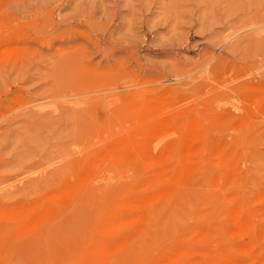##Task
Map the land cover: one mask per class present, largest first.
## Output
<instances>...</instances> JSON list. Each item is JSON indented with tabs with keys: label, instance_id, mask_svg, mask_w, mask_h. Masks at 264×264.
<instances>
[{
	"label": "rangeland",
	"instance_id": "obj_1",
	"mask_svg": "<svg viewBox=\"0 0 264 264\" xmlns=\"http://www.w3.org/2000/svg\"><path fill=\"white\" fill-rule=\"evenodd\" d=\"M162 263L264 264V0H0V264Z\"/></svg>",
	"mask_w": 264,
	"mask_h": 264
},
{
	"label": "bare ground",
	"instance_id": "obj_2",
	"mask_svg": "<svg viewBox=\"0 0 264 264\" xmlns=\"http://www.w3.org/2000/svg\"><path fill=\"white\" fill-rule=\"evenodd\" d=\"M161 124H162V123H161ZM163 127H164V126H163ZM191 135H192V134H191ZM148 136H149V135H148ZM150 136H151V135H150ZM204 146H205V145H204ZM140 148H141V147H140ZM200 149H201V148H199L198 151H199ZM135 150H137V149H135ZM194 150H195V149H194ZM111 151H112V150H111ZM187 151H188V150H187ZM189 153H191V152H189ZM192 153H193V152H192ZM167 154H168V153H167ZM183 154H184V153H183ZM187 154H188V153H187ZM170 156H171V155H170ZM185 160H186V159H185ZM85 173H86V172H85ZM147 176H148V175H147ZM177 177H178V176H177ZM138 181H139V180H138ZM91 192H92V191H91ZM135 195H136V194H135ZM152 199H153V198H152ZM142 208H143V207H142ZM142 208H141V209H142ZM109 210H110V209H109ZM24 211H25V210H24ZM24 211H23V212H24ZM38 211H39V210H38ZM43 214H44V213H43ZM131 217H132V216H131ZM135 217H138V215L135 216ZM133 218H134V217H133ZM129 219H130V218H129ZM142 222H144V221H142ZM31 223H32V222H31ZM141 228H142V227H141ZM141 230H142V229H141ZM245 230H246V228H245ZM139 232H140V231H139ZM247 232H248V231H247ZM118 233H119V232H118ZM137 233H138V232H137ZM138 236H139V235H138ZM113 239H114V237H113ZM98 240H99V239H98ZM105 240H107V239H105ZM107 241H109V240H107ZM103 242H104V240H103ZM103 242H102V243H103ZM98 244H99V243H98ZM86 246H87V245H86ZM110 246H111V245H110ZM126 246H127V245H126ZM178 251H179V250H178ZM80 258H81V257H80ZM113 261H114V260H113ZM204 261H205V260H204ZM163 263H164V262H163ZM163 263H162V264H163ZM205 263H207V262H205Z\"/></svg>",
	"mask_w": 264,
	"mask_h": 264
}]
</instances>
